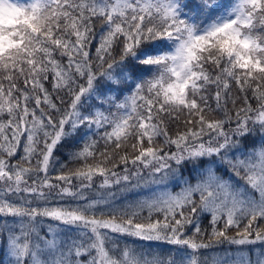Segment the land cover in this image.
Here are the masks:
<instances>
[{
  "label": "snow or ice",
  "instance_id": "1",
  "mask_svg": "<svg viewBox=\"0 0 264 264\" xmlns=\"http://www.w3.org/2000/svg\"><path fill=\"white\" fill-rule=\"evenodd\" d=\"M0 264H264V0H0Z\"/></svg>",
  "mask_w": 264,
  "mask_h": 264
},
{
  "label": "trees",
  "instance_id": "2",
  "mask_svg": "<svg viewBox=\"0 0 264 264\" xmlns=\"http://www.w3.org/2000/svg\"><path fill=\"white\" fill-rule=\"evenodd\" d=\"M97 43H98V39H97ZM100 147H101V149L103 148L102 142H101ZM55 155L58 156L59 162H63L65 164H67V167L66 168L61 169L59 167V162H57L56 165H55V167L50 168V170H49L50 171V176L53 178V182L59 184V183H62V182L55 181L54 177L56 175L61 174V172L67 173L69 171V169L75 168L77 166V164L68 161L67 160V156H66V152H64V151H61L59 153H56ZM13 162H15V158H13ZM117 170L119 171V169H117ZM42 175L43 174H41V177H42ZM99 179L100 178H97V183H98ZM78 184H79V181H76L75 179H73L72 187L73 188H76V187H78ZM45 191L48 192L49 190L48 189H45ZM84 191H85V194L90 199L91 198H94V197H96L98 195V191L95 188H93V189H85ZM100 191H103V190H100ZM51 192H52V197L54 198V202L55 201H58L57 193L59 192V189L51 190ZM145 215H146V213H145ZM201 224H202V227L205 228L208 231V233L210 234V232H211V224L209 223V217L207 215H205L204 217L201 218ZM222 226H223L222 224H219L218 225V227H222ZM230 231H233L234 232V230H230ZM188 234H191V233H188ZM164 247L167 248V247H172V246H164ZM234 248H237V246H235V245H228L227 243H225L224 245L218 246V247H216L214 249H211V250H202V251H208L209 252V260H211V253L212 252L223 254L224 250H231V249H234Z\"/></svg>",
  "mask_w": 264,
  "mask_h": 264
},
{
  "label": "rangeland",
  "instance_id": "3",
  "mask_svg": "<svg viewBox=\"0 0 264 264\" xmlns=\"http://www.w3.org/2000/svg\"><path fill=\"white\" fill-rule=\"evenodd\" d=\"M254 247H257V246H254ZM235 250H236V248H234V249H231V251H233V252H235ZM225 251V250H224Z\"/></svg>",
  "mask_w": 264,
  "mask_h": 264
}]
</instances>
